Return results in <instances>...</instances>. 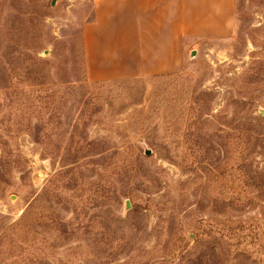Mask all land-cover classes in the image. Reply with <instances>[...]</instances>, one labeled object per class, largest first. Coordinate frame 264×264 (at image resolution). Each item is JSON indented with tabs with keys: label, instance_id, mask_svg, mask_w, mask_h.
Segmentation results:
<instances>
[{
	"label": "rangeland",
	"instance_id": "rangeland-1",
	"mask_svg": "<svg viewBox=\"0 0 264 264\" xmlns=\"http://www.w3.org/2000/svg\"><path fill=\"white\" fill-rule=\"evenodd\" d=\"M94 15L0 0V264H264V0L179 72L105 81Z\"/></svg>",
	"mask_w": 264,
	"mask_h": 264
},
{
	"label": "crops",
	"instance_id": "crops-1",
	"mask_svg": "<svg viewBox=\"0 0 264 264\" xmlns=\"http://www.w3.org/2000/svg\"><path fill=\"white\" fill-rule=\"evenodd\" d=\"M83 30L93 81L167 75L198 42L232 36L236 0H94Z\"/></svg>",
	"mask_w": 264,
	"mask_h": 264
},
{
	"label": "water",
	"instance_id": "water-1",
	"mask_svg": "<svg viewBox=\"0 0 264 264\" xmlns=\"http://www.w3.org/2000/svg\"><path fill=\"white\" fill-rule=\"evenodd\" d=\"M52 6H55V2L52 3ZM260 114H261V116H262L263 119H264V109H261V110H260Z\"/></svg>",
	"mask_w": 264,
	"mask_h": 264
}]
</instances>
